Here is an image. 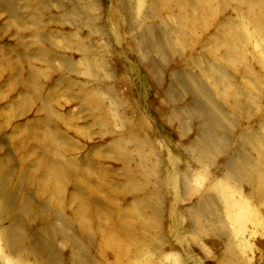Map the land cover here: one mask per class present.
<instances>
[{
    "label": "rangeland",
    "instance_id": "374dc122",
    "mask_svg": "<svg viewBox=\"0 0 264 264\" xmlns=\"http://www.w3.org/2000/svg\"><path fill=\"white\" fill-rule=\"evenodd\" d=\"M254 167L264 0H0V264H264Z\"/></svg>",
    "mask_w": 264,
    "mask_h": 264
},
{
    "label": "bare ground",
    "instance_id": "6f19581e",
    "mask_svg": "<svg viewBox=\"0 0 264 264\" xmlns=\"http://www.w3.org/2000/svg\"><path fill=\"white\" fill-rule=\"evenodd\" d=\"M242 171L243 172H241V173L243 175H245L248 178V180H251L252 183H253V180L257 182V183L254 182L255 183L254 190L256 191L255 197H257V199L258 198L263 199L264 198V191H262V189H264V173L262 172V170L259 169V167L258 168L254 167L250 170H242Z\"/></svg>",
    "mask_w": 264,
    "mask_h": 264
}]
</instances>
